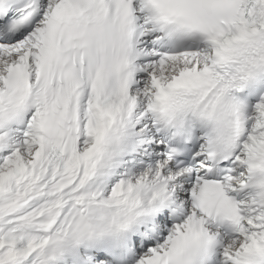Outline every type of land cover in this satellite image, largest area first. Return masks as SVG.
<instances>
[{
  "label": "snow or ice",
  "instance_id": "obj_1",
  "mask_svg": "<svg viewBox=\"0 0 264 264\" xmlns=\"http://www.w3.org/2000/svg\"><path fill=\"white\" fill-rule=\"evenodd\" d=\"M0 264H264V0H0Z\"/></svg>",
  "mask_w": 264,
  "mask_h": 264
}]
</instances>
